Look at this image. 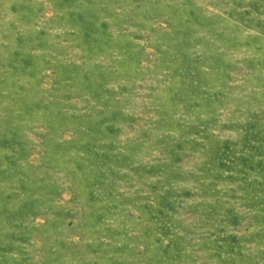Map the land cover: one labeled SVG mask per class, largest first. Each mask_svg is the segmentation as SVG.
<instances>
[{"label": "rangeland", "instance_id": "374dc122", "mask_svg": "<svg viewBox=\"0 0 264 264\" xmlns=\"http://www.w3.org/2000/svg\"><path fill=\"white\" fill-rule=\"evenodd\" d=\"M0 264H264V0H0Z\"/></svg>", "mask_w": 264, "mask_h": 264}]
</instances>
